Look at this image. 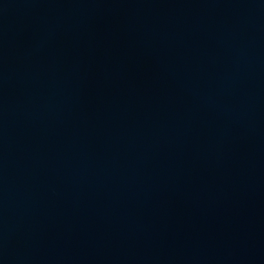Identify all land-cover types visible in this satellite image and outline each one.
I'll return each mask as SVG.
<instances>
[{"label":"water","instance_id":"95a60500","mask_svg":"<svg viewBox=\"0 0 264 264\" xmlns=\"http://www.w3.org/2000/svg\"><path fill=\"white\" fill-rule=\"evenodd\" d=\"M0 264H264V0H0Z\"/></svg>","mask_w":264,"mask_h":264}]
</instances>
